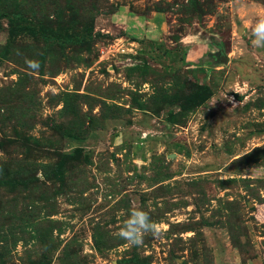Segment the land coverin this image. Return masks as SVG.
<instances>
[{"label": "rangeland", "instance_id": "rangeland-1", "mask_svg": "<svg viewBox=\"0 0 264 264\" xmlns=\"http://www.w3.org/2000/svg\"><path fill=\"white\" fill-rule=\"evenodd\" d=\"M261 16L0 0V264H264ZM132 209L161 234L119 239Z\"/></svg>", "mask_w": 264, "mask_h": 264}, {"label": "clouds", "instance_id": "clouds-1", "mask_svg": "<svg viewBox=\"0 0 264 264\" xmlns=\"http://www.w3.org/2000/svg\"><path fill=\"white\" fill-rule=\"evenodd\" d=\"M252 45L256 48H264V16L259 17L252 27ZM26 64L32 69L39 68V63L33 60H26ZM159 236L161 229L155 223L148 212L142 209H132L123 226L116 233V236L127 242L129 246H140L145 235Z\"/></svg>", "mask_w": 264, "mask_h": 264}, {"label": "trees", "instance_id": "trees-1", "mask_svg": "<svg viewBox=\"0 0 264 264\" xmlns=\"http://www.w3.org/2000/svg\"><path fill=\"white\" fill-rule=\"evenodd\" d=\"M205 92L211 93L210 89L207 86L200 87L194 94L192 100L197 101V99H200V101L205 102L209 98L208 94H206Z\"/></svg>", "mask_w": 264, "mask_h": 264}, {"label": "crops", "instance_id": "crops-1", "mask_svg": "<svg viewBox=\"0 0 264 264\" xmlns=\"http://www.w3.org/2000/svg\"><path fill=\"white\" fill-rule=\"evenodd\" d=\"M141 18H142V17L137 16V17H136V20H137L138 22H140L139 19H141ZM141 21H142V20H141ZM149 22L151 23V20H149ZM140 31H141V34H140V35H149V34H148V33H149V32H148L149 30H144V29L142 30V29L140 28ZM148 37H149V36H148Z\"/></svg>", "mask_w": 264, "mask_h": 264}]
</instances>
